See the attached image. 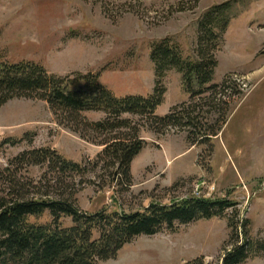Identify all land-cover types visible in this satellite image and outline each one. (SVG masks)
I'll return each instance as SVG.
<instances>
[{
  "label": "rangeland",
  "instance_id": "1",
  "mask_svg": "<svg viewBox=\"0 0 264 264\" xmlns=\"http://www.w3.org/2000/svg\"><path fill=\"white\" fill-rule=\"evenodd\" d=\"M223 7L230 24L224 33L215 28L221 35L215 53L219 65L207 86H217L219 94L192 99L178 70L158 78L153 45L170 39L186 59L199 60L201 22ZM0 59L40 64L60 76L96 73L119 97L164 90L157 116L194 105L198 119V126L162 134L150 118L124 115L147 143L126 186L100 161L105 137L90 127L106 120V113L85 112L77 125L55 114L46 101L11 100L0 108V140L21 142L0 147L2 196L10 193L11 181H18L30 198L37 191L71 196L89 213L104 208L132 213L194 196L229 199L238 203L235 222L248 220L250 238L264 247V0H0ZM193 139L201 144L194 146ZM42 148L85 165L86 172L62 175L47 165L15 163L22 153ZM230 216L233 210L137 237L102 264H188L198 258L220 264L231 249ZM51 221L48 213L32 219ZM244 264H264V248Z\"/></svg>",
  "mask_w": 264,
  "mask_h": 264
},
{
  "label": "trees",
  "instance_id": "2",
  "mask_svg": "<svg viewBox=\"0 0 264 264\" xmlns=\"http://www.w3.org/2000/svg\"><path fill=\"white\" fill-rule=\"evenodd\" d=\"M227 8L207 15L201 22L199 60L186 59L179 45L170 39L153 45L151 59L160 80L167 71L176 69L182 73L186 91L192 99L203 98L208 92H212L211 96L219 94L217 86H207L213 83L219 65L215 53L221 35L215 28L224 33L230 24ZM164 93V90L157 89L148 97H119L100 81V75L96 73L60 76L49 73L40 64L10 63L0 59V108L17 98L43 100L55 114H61L66 121L77 125L83 124L82 114L85 112L107 114L106 120L91 123L90 127L105 137L100 161L110 164L114 181L126 186L132 183V163L147 143L137 126L133 127L132 121L123 119L124 115L150 118L161 128L159 132L162 134L172 128L198 126L194 105L184 106L180 112L175 108L164 117L157 116L164 102ZM124 130L131 132L128 134ZM201 138L206 140V136ZM191 141L194 146L201 144L198 140ZM20 142L16 139L0 140V147L15 146ZM15 163L21 166L47 165L62 175H80L87 170L85 165L72 162L51 148L26 151L16 158ZM99 164L95 166L99 167ZM11 184L7 196L0 193V264H102L115 258L137 237L154 236L163 229L174 230L177 224L225 217L229 210H233V216L229 217L231 249L220 264H244L264 248L250 238L248 220L235 222L238 203L229 199L194 196L169 205L152 203L132 213L110 208L89 213L82 212L71 196L66 198L61 194L59 198H52L50 193L37 191L30 198V193L26 195L25 188L18 181H11ZM46 213L52 217L50 223L32 222ZM63 219H70L71 225L65 226ZM188 264L206 262L204 258H198Z\"/></svg>",
  "mask_w": 264,
  "mask_h": 264
}]
</instances>
